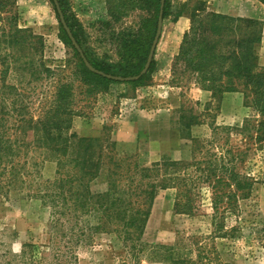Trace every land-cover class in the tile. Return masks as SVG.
<instances>
[{"label":"trees","instance_id":"1","mask_svg":"<svg viewBox=\"0 0 264 264\" xmlns=\"http://www.w3.org/2000/svg\"><path fill=\"white\" fill-rule=\"evenodd\" d=\"M58 1L84 50L81 25L68 14L67 0ZM160 6L161 0H115L109 8L113 16L131 10L147 11L148 16L137 32L123 31L118 35L121 53L117 62L91 57L84 50L90 64L113 77L140 75L156 35ZM163 8L164 20L172 18L176 22L184 15L180 11L172 17L175 7L171 0H165ZM17 9L15 0H0V22L4 26L0 52L6 50L10 59L3 62V79L12 68L35 76L38 65L47 76L53 75L52 69L39 59L35 61L34 50L38 44L43 49L42 38L30 28L20 27ZM202 12L194 7L188 14L191 26L183 36L175 64H181L184 73L195 76L197 85L212 92L215 99H221L225 93H243L245 100L250 99L255 115L246 118L241 126L213 124L212 137L207 140L193 135L192 128L200 124L198 117L188 116L181 109L180 137L191 142V159H174L165 153L159 161L145 166L134 154H121L110 135L84 137L73 131V85L63 79L58 81L48 109L37 120L28 117L23 109H0V202H12L13 195L20 194L22 199L40 201L51 210L48 240L42 244L24 243L19 254L10 260L7 253L0 264H76V246L89 244L92 234L115 235L125 257L134 264L143 260L162 264H223L218 254L213 255L215 247L207 249L196 235L189 237L188 243L181 236L172 244L144 242L154 201L162 190H176V215L196 216L207 202L211 209L212 240L236 236L239 228L228 227L229 222L234 220L241 227L245 220L243 204L252 199L256 190L257 181L241 170L247 152L230 140L232 135H241L255 147L264 142V68L259 66L257 56L263 25L256 19ZM60 25L62 41L78 59L75 75L93 94L107 91L115 83L139 87L156 69L154 58L146 75L128 82L92 72ZM67 69L65 65L58 71L62 74ZM3 88L9 93L16 89L5 83ZM9 99L3 97L2 103ZM11 119L13 127L9 125ZM48 161L56 164L53 179L43 176ZM102 173L108 180L106 191L95 193L91 185Z\"/></svg>","mask_w":264,"mask_h":264},{"label":"rangeland","instance_id":"2","mask_svg":"<svg viewBox=\"0 0 264 264\" xmlns=\"http://www.w3.org/2000/svg\"><path fill=\"white\" fill-rule=\"evenodd\" d=\"M15 1L20 27L30 28L35 35L42 38L43 49L39 44L37 45L34 50L35 61L39 59L47 68L52 69L53 75L47 76L44 69L38 65L34 69L37 72L35 76H31L23 69L12 68L3 79L1 74L3 62L8 63L10 59L9 56L6 57V50H2L0 109H23L28 117L37 120L42 111L48 109V102L54 98L58 81L63 79L73 85V109L76 112L73 131L80 136L100 137L106 134L113 139L112 132L129 120L131 115L145 114L151 118H158L156 124L145 122L142 117L139 118L142 120L139 121V131L143 133L141 145L138 141L140 155L131 154H134L137 161L145 166L159 161L165 153L174 159H191L192 144L180 137L181 109L155 108H162L169 102L171 104L177 102L179 105L181 100L180 104L186 110V115L198 117L200 124L192 128L193 135L207 140L212 137L213 124L227 127L241 126L246 118L255 115L250 99L245 100L243 93H240V97L246 109H231V107L227 109L223 106L222 98L216 101H197L192 97L191 91L195 89L194 84H197L196 77L184 73L181 64H175L184 36L183 31L187 25L184 18H189L187 16L194 7L203 10L202 13L213 12V7L209 4L213 0H171L175 7L172 17L182 11L184 15L179 20L184 24L179 23V20L173 22L172 18L164 20L159 40L161 45L159 49L157 46L154 52L156 61L154 73L139 87L115 83L107 91H99L95 94L91 93L88 86L75 75L78 59L74 56L73 49L62 41L61 21L52 3L53 0ZM114 3L115 0H67L66 6L68 14L82 27L84 50L91 57L105 58L111 62L120 59L121 46L118 35L123 31L137 32L141 21L148 16L147 11L141 10H131L125 15L113 16L109 8ZM189 20L191 24V19ZM6 26V29H9V26ZM3 27V23L0 22V33ZM65 65H68V69L61 74L58 70ZM3 83L15 86V91L9 93L8 89L3 88ZM169 86L182 88V92L174 90L170 96V90L167 89ZM8 96L14 100L13 104L10 99L9 102L2 103L3 97ZM9 125L13 127L12 119ZM146 133L148 138L145 136ZM151 140L158 141L155 142V149L150 146ZM230 141L247 152L241 170L257 181L252 199L243 204L242 217L245 220L241 222V227L234 220L229 222L228 227L239 228L236 236L212 240L209 237L211 209L207 202L196 216L176 215L174 211L176 190L166 189L162 190L154 201L144 233L145 243L172 244L180 236L188 243L190 241L188 238L196 235L207 249L215 247L216 253L213 255L218 254L223 264H264V142L255 147L251 141L243 139L241 135H232ZM151 148L154 150L152 156L154 159L150 154ZM120 153L131 155L121 151ZM55 171L56 164L48 161L42 172L44 178L53 179ZM107 182L105 173H102L93 181L92 190L95 193L106 191ZM15 195L17 196L13 195L12 202H0V262L7 253L10 260L13 255L19 254L24 243L42 244L49 238L51 210L44 207L40 201H27L22 199L20 194ZM77 234L75 238L78 239ZM119 244L115 235L92 234L89 244L76 246L75 254L78 257L76 264H134L125 257ZM141 264L162 263L143 260Z\"/></svg>","mask_w":264,"mask_h":264},{"label":"crops","instance_id":"3","mask_svg":"<svg viewBox=\"0 0 264 264\" xmlns=\"http://www.w3.org/2000/svg\"><path fill=\"white\" fill-rule=\"evenodd\" d=\"M209 4L213 7V12L221 13L229 16L234 17H240V18H247V19H256L262 22L263 25V36L262 41L259 44L257 48V56H258V63L261 68H264V3H262L259 0H213L210 1ZM185 24H187L184 28L183 34L189 31L190 29V20L189 18H184ZM179 23H183L181 20H179ZM161 43L158 44V49L160 48ZM194 88L192 91V94L197 101H216V99L213 97L212 92L202 90L197 84H194ZM167 89L170 90V96L171 92L174 90H178L179 92H182V88H174L172 86H169ZM180 94V93H179ZM181 96V94H180ZM240 93H225L222 96V103L223 106H225L227 109H246L243 105V101L241 99ZM181 100L179 101V105H177V102L171 104V102L167 103L166 106L162 108H155V109H183L182 104H180ZM145 108V107H144ZM139 108V109H144ZM149 109V108H145ZM131 115V114H130ZM140 117L144 118L143 121L145 122H155L158 120V118H151L148 115L143 114H135L129 116V120H127L125 123L122 121L120 122V125L118 128H116L113 132V140L116 141L118 145V149L121 152L124 153H137L139 154L140 151L138 149V141H140L141 145V139H143V133L139 131V121H142L139 119ZM135 130V131H134ZM137 132V133H135ZM138 133L140 136L138 137ZM145 136L148 138L147 133ZM139 139V140H138ZM155 140H151L150 146L155 149ZM141 147V146H140ZM151 148L150 154L151 157L154 155V150ZM140 155V154H139ZM153 158V157H152ZM154 159V158H153Z\"/></svg>","mask_w":264,"mask_h":264},{"label":"water","instance_id":"4","mask_svg":"<svg viewBox=\"0 0 264 264\" xmlns=\"http://www.w3.org/2000/svg\"><path fill=\"white\" fill-rule=\"evenodd\" d=\"M53 3L55 5V9L57 10V13L59 15V18H60V21H61V24L67 34V36L69 37L72 45L74 46V48L79 52L81 58L83 59L85 65L88 67V69H90L92 72H95L97 74H101V75H104L108 78H111V79H115L117 81H122V82H128V81H131V80H138L140 79L142 76L146 75L150 69V66H151V63L155 57V53L156 52V49H157V46H158V43H159V40L161 38V34H162V29H163V23H164V17H163V12H164V6H165V0H161V6L159 7L160 8V13H159V18H158V24H157V31H156V35L154 37V40H153V43H152V46H151V49H150V52L149 55H148V58H147V62H146V65L144 67V69L142 70V72L140 73V75L134 77V78H122V77H113V76H110V75H105L103 72L101 71H98L96 70L91 64L90 62L88 61L87 57L85 56L84 52H83V49L81 48V46L79 45L78 41L76 40V38L74 37L73 35V32L72 30L70 29V27L68 26L67 22H66V19H65V15L62 11L61 6L59 4V1L58 0H53Z\"/></svg>","mask_w":264,"mask_h":264}]
</instances>
